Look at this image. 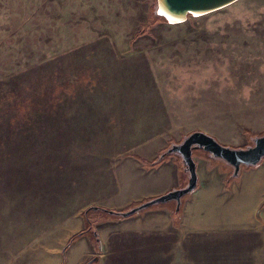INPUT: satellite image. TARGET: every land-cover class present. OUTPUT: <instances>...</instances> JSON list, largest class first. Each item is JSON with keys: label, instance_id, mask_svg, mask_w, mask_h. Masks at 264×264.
I'll list each match as a JSON object with an SVG mask.
<instances>
[{"label": "rangeland", "instance_id": "374dc122", "mask_svg": "<svg viewBox=\"0 0 264 264\" xmlns=\"http://www.w3.org/2000/svg\"><path fill=\"white\" fill-rule=\"evenodd\" d=\"M155 9L0 0V264H264V207L240 184L264 181V158L234 180L193 149L199 190L178 211H102L150 201L133 200L161 173L178 179L165 193L184 188L183 162L166 151L193 132L234 149L264 135V0L176 26ZM49 90V110L16 125L3 112Z\"/></svg>", "mask_w": 264, "mask_h": 264}, {"label": "water", "instance_id": "95a60500", "mask_svg": "<svg viewBox=\"0 0 264 264\" xmlns=\"http://www.w3.org/2000/svg\"><path fill=\"white\" fill-rule=\"evenodd\" d=\"M155 14L163 18L166 24L171 26L186 23L189 18L196 19L223 10L240 0H155ZM201 150L215 159H220L233 169V176L241 172L240 168L255 167L264 158V135L255 137L253 145L247 148L234 149L217 142L210 135L196 131L185 137L182 143L173 145L166 154H178L183 162L184 171L188 175L187 184L184 188L169 191L166 194L151 199L138 207L124 213H116L111 210L102 209L107 214H117L123 218L130 217L143 209L156 204L175 201L176 211L179 210L181 199L191 194L197 187L196 163L192 158V150ZM98 210V207H91ZM96 258L86 264H92Z\"/></svg>", "mask_w": 264, "mask_h": 264}, {"label": "crops", "instance_id": "0c3cea01", "mask_svg": "<svg viewBox=\"0 0 264 264\" xmlns=\"http://www.w3.org/2000/svg\"><path fill=\"white\" fill-rule=\"evenodd\" d=\"M197 168L198 167H196V171H197ZM248 170L249 169L244 170V171L249 173ZM241 175L242 174L240 173L239 179L241 178ZM249 176H250L249 174H248V176H244V180L240 184H241L242 188L246 190V193L248 195H250V197L253 198L251 203L253 205H259V203H260V206H261V204L264 201V181L260 180V179H256V180H253L252 182H250ZM197 178H198V173H197ZM177 183H178V179L176 177L174 179H170V178L168 179L166 174L161 173L157 178L152 177V183L150 186H147L145 188H139L138 189L139 191L136 193L137 194L136 200H133V201L140 203V202L145 201L147 199L151 200L153 198H156L158 196L166 194L165 192L167 190H169V189L172 190V187H175V186L177 187L178 186ZM198 190L199 189L196 188L195 191L192 193H195ZM227 201H228V199H227ZM132 203H134V202H132ZM125 205H128V203ZM257 211H258V209H257ZM182 212H183V210H182ZM158 213H160V214H158ZM149 214H151L153 216H164L165 217L164 219L166 222L170 221V217L168 216V214L166 212L154 211V212H150Z\"/></svg>", "mask_w": 264, "mask_h": 264}, {"label": "trees", "instance_id": "16d2710c", "mask_svg": "<svg viewBox=\"0 0 264 264\" xmlns=\"http://www.w3.org/2000/svg\"><path fill=\"white\" fill-rule=\"evenodd\" d=\"M156 17L159 18V19H161V20H163V18L158 17L157 15H156ZM59 86L60 87H57L56 88V90L59 91L58 94L63 90V88L61 87V85H59ZM47 93L48 94H46L44 92H43V94L42 93H37V95H35V98L34 99L33 98H28V99H25V100H18V101L15 100V101H12V103L9 104L8 109L6 111H3V112L5 114H7L11 118L12 124L13 125H16L17 122H19L21 119L27 117V115L29 113H31L33 111H36L40 107V105H42V107H45V109L43 108V110H49L50 109V108H47V104L50 103V102H55V100L53 98H54V95H56V93L53 94V93H51L50 90ZM48 99H49V101L47 102V104L45 102H43V101L48 100ZM238 178L239 177H236L234 180H237ZM185 197L186 196L182 197L181 200L183 201ZM263 207H264V201L261 204L260 208H263ZM147 209H143V210H147ZM143 210H141V211H143ZM88 211H90V210H88ZM117 214L114 213L112 215H117ZM175 214L178 215V214H180V212L179 213L176 212ZM117 216H119V215H117ZM81 235H82V233H80L77 236H75L74 238H72L71 242H73L74 240H76ZM94 236L97 238L95 232H94ZM132 260H133V257H132Z\"/></svg>", "mask_w": 264, "mask_h": 264}]
</instances>
